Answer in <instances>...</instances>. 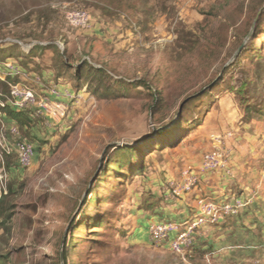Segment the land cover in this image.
<instances>
[{
  "label": "rangeland",
  "instance_id": "rangeland-1",
  "mask_svg": "<svg viewBox=\"0 0 264 264\" xmlns=\"http://www.w3.org/2000/svg\"><path fill=\"white\" fill-rule=\"evenodd\" d=\"M72 8L90 12L89 29L67 25ZM8 63L26 69L18 82L37 99L68 87V115L54 123L31 105L34 120L18 122L36 154L26 169L14 153L0 162V264H264V158H250V145L264 150V136L250 138L264 134V0H0V77ZM8 130L0 119L13 145ZM227 133L232 175L206 174L175 197L164 167L180 157L179 181ZM199 197L246 207L183 254L151 240L155 224L187 223Z\"/></svg>",
  "mask_w": 264,
  "mask_h": 264
},
{
  "label": "built area",
  "instance_id": "built-area-1",
  "mask_svg": "<svg viewBox=\"0 0 264 264\" xmlns=\"http://www.w3.org/2000/svg\"><path fill=\"white\" fill-rule=\"evenodd\" d=\"M193 1L202 2L205 0ZM91 20V14L87 10L72 8L67 9L66 11L67 25L72 29H89ZM6 67V75H23L24 80H27V74L21 72L14 65H12V63H8ZM0 79L4 81V77H0ZM22 85L23 83L9 85L11 99L8 103L10 105L19 110H29V107L31 105L37 106L36 115L38 117H47L54 123H61L63 120H65L68 115V106L61 100L62 93L56 85H53L50 88H44V86H42L43 84H39L46 90L44 97H40L39 99L35 98V93L30 89L25 87L24 90ZM1 97L2 92L0 90V107H4L8 103L3 101ZM0 116L2 117L1 112ZM3 125L5 124L3 123ZM8 131L14 139V142L12 145L8 143L5 137H0V149L4 151V153L0 155L1 164H5L3 159L4 155L10 156L12 153H14L21 168L26 169L31 167L36 154L34 145L23 139L17 127H11ZM232 137V133H227L224 136L213 138V141L215 142L214 148L204 157L200 168L197 169L199 173L206 175L223 172L227 177L232 175V171L229 167L230 154L228 153L227 149L224 148V145L227 143V141L231 140ZM195 170L196 169H193V167H190L183 171L180 181L169 183V187L175 197L180 198L182 195H188L192 193L196 187L199 186L201 179L197 175L192 174V172ZM170 189L168 188L169 192ZM6 195V172L3 168L0 173V197ZM245 207L246 204L241 199H234L232 202H226L222 205H219L210 199L200 198L197 202L196 213L187 223H185L184 225H178L175 223L155 224L151 227L150 237L151 240L156 244L171 241V250L174 253L183 254L189 251L195 245V235L197 234V231L202 230L207 226L219 224L220 222H223L227 217L236 216ZM182 227H184L185 229L179 230V228ZM175 234H177V236L173 240H171L172 236Z\"/></svg>",
  "mask_w": 264,
  "mask_h": 264
},
{
  "label": "trees",
  "instance_id": "trees-1",
  "mask_svg": "<svg viewBox=\"0 0 264 264\" xmlns=\"http://www.w3.org/2000/svg\"><path fill=\"white\" fill-rule=\"evenodd\" d=\"M110 7L111 6H108V7H106V9H103V14H109L110 13V11H109V9H110ZM108 8V9H107ZM80 9H82V8H80ZM85 10V9H84ZM88 11V10H87ZM13 59V57H10L9 58V60H12ZM11 62V61H10ZM15 67L17 68V69H19L21 72H23V73H25V74H28V72L26 71V69L23 67V66H21V65H19V64H17L16 63V65H15ZM2 73H3V70H2ZM20 79V76H10V75H5V77H4V81H2L1 79H0V90H1V92H2V100L3 101H5L6 103H8L9 102V100L11 99V95H10V88H9V85H11V84H17V83H19L18 82V80ZM45 80V79H44ZM45 82V81H44ZM4 87H6V89L7 90H5L4 89ZM244 88H246L245 86L243 87V89ZM242 106H244V107H246V113H248V112H251V110H252V107H251V105L250 106H248V103H246V102H244V103H242ZM0 112L2 113V117H1V119H2V122L5 124V126L7 127V128H11V127H17L18 129H19V131H20V128H19V126H18V122L25 116V114L27 113L29 116H30V118L31 119H29V120H34V115H32V114H30V110H28V109H25V110H19V109H16V108H14L12 105H10L9 103L8 104H6L4 107H0ZM260 115H262V112L260 113ZM28 125H31V127L30 128H28V127H26V128H28V129H30L31 130V132H34V134L36 135V132H37V130L33 127V125L34 124H31V123H29ZM171 131L169 130H166V131H164V133H170ZM20 133H21V135H22V137H23V139L25 140V141H27V142H30V143H32L27 137H25L23 134H22V132L20 131ZM33 134V135H34ZM33 135H31V136H33ZM33 144V143H32ZM177 144V143H176ZM34 145V144H33ZM125 150L126 151H129V152H135L137 149H132V148H128V147H126L125 148ZM35 152H36V149H35ZM143 171L141 170V171H139V173H142ZM4 197H0V205L2 204V199H3ZM157 199V197H156V195H153V194H148V195H146V198L145 199H143V203H142V211L143 212H146V213H152V212H155V210H156V208H157V206H158V204H159V202L156 200ZM6 219L8 220V217H5V222H6ZM4 222V223H5ZM4 223H1V225L2 226H4ZM221 223H223V222H220L219 224H221ZM219 224H216V225H212V226H218ZM195 247V245L192 247V248H194ZM191 248V249H192ZM190 249V250H191ZM189 250V251H190Z\"/></svg>",
  "mask_w": 264,
  "mask_h": 264
},
{
  "label": "crops",
  "instance_id": "crops-1",
  "mask_svg": "<svg viewBox=\"0 0 264 264\" xmlns=\"http://www.w3.org/2000/svg\"><path fill=\"white\" fill-rule=\"evenodd\" d=\"M91 17H92V15H91ZM55 77V75L51 72L50 74H47V75H44V78L45 79H47V80H52L53 78ZM51 83H53L52 81H51ZM58 87V89L60 90V92L64 95V89H67L68 87H66V86H63L62 84H60L59 86H57ZM61 100H62V98H61ZM63 101V100H62ZM263 136H264V134L261 132V133H259V134H257L256 136H252V135H250V138H253V140H256V139H258V138H263ZM252 145H250V153H252V154H250L251 156H250V158H256L257 157V159H260V158H264V150H262L261 151V149H259V148H257V147H255V146H252ZM237 155H238V152H237ZM237 155H235V153H232V159H231V164L232 165H234V158L236 157L237 159H238V156ZM193 157V156H192ZM234 157V158H233ZM195 157H193V158H190V161L191 160H193ZM235 158V159H236ZM204 159V158H203ZM203 159H202V161H203ZM202 161H201V163H202ZM180 162H181V159H180V157H177V158H175L174 159V161H171V162H169L164 168H166V170H167V172H168V174L166 175V174H164V177H165V179L167 178V179H170L171 181H169V183H171V182H173V181H175L174 180V178L176 179V176H177V173L180 171V168H181V170L184 168V167H186L187 165H185V166H183V165H181L182 167H180L179 165H180ZM200 163V164H201ZM184 170V169H183ZM195 172H197V176L201 179V182H202V180H204L205 179V176L203 175V174H201V173H199L197 170L195 171ZM160 178V177H159ZM173 179V180H172ZM180 180H181V178H180ZM179 180V181H180ZM161 179H159V180H156V183H160V186H163V183H161ZM200 182V184H199V186L202 184ZM214 184H211V187L212 188H214V186H213ZM220 185V184H219ZM219 185H218V187H219ZM204 190L206 189V188H209V187H205V186H203L202 187ZM195 192V191H194ZM194 192H192V193H190L189 195H182L179 199H181V200H185V198L187 197V196H190L191 194H193ZM155 195V194H154ZM200 198H202V197H199L198 199H200ZM196 208H197V206H196ZM197 211V210H196Z\"/></svg>",
  "mask_w": 264,
  "mask_h": 264
},
{
  "label": "water",
  "instance_id": "water-1",
  "mask_svg": "<svg viewBox=\"0 0 264 264\" xmlns=\"http://www.w3.org/2000/svg\"><path fill=\"white\" fill-rule=\"evenodd\" d=\"M257 22H258V17H257V19H256L255 22H254V25H253V27H252V30H251V34H250V36H251L252 33L254 32Z\"/></svg>",
  "mask_w": 264,
  "mask_h": 264
}]
</instances>
